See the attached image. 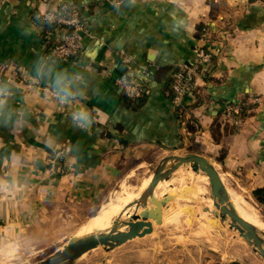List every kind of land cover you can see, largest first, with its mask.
Listing matches in <instances>:
<instances>
[{"label":"crops","instance_id":"1","mask_svg":"<svg viewBox=\"0 0 264 264\" xmlns=\"http://www.w3.org/2000/svg\"><path fill=\"white\" fill-rule=\"evenodd\" d=\"M65 6L84 23L81 50L56 59L38 14ZM200 44L211 66L177 107L170 76ZM116 76L144 83L136 105ZM241 101L236 130L221 111ZM159 149L207 158L264 218L253 196L264 188V0H0V239L101 204ZM163 214L151 232L72 264H255L245 249L155 240Z\"/></svg>","mask_w":264,"mask_h":264},{"label":"rangeland","instance_id":"2","mask_svg":"<svg viewBox=\"0 0 264 264\" xmlns=\"http://www.w3.org/2000/svg\"><path fill=\"white\" fill-rule=\"evenodd\" d=\"M170 154L187 155V152L167 151L161 149L155 150L153 153L147 155V163L139 164L135 168L129 170L126 174H123L118 182L113 184L110 193L101 204L93 207L80 204L78 206H72L73 208H67L71 216H66L65 212L59 214V210H57L54 217H49L48 221L47 219L44 220V225L36 227L35 229L31 228L29 231L25 230L19 234V236H8L4 239H0V247L14 249L13 255L9 258L3 259L0 257V264H34L39 258L43 257L56 247L74 242L77 235L79 238V233L84 228L89 217L97 212L100 205L103 203V205L106 203H115L119 192L124 188L138 185L145 179L149 181V177H151L155 166H157L164 157ZM202 188L207 196L206 203L212 207L213 205L209 202V185L202 184ZM177 201L176 207L178 209L173 212L171 209L167 208L165 210L166 215L163 223L161 225H156L154 234L155 240H159L161 243L173 242L178 246L186 243L191 244L193 247L212 245L216 246V248H221L224 246L226 247L228 255L230 253L235 254V252L239 253L241 250L245 249L251 252L254 258H256L255 264H264V258L254 249V246L240 236L237 230L231 228L226 220L222 221L218 217L217 220L220 224L212 227H205L199 223L196 213H198L199 210L202 211V207H207L205 206L206 204L203 203L201 205V202L196 204L185 200ZM169 204L172 206L171 201ZM198 205H201L200 209ZM254 205L256 209L260 211L256 204ZM184 206L189 208L190 212L185 213L182 209ZM212 208L215 207L213 206ZM261 217L262 221H264L262 215ZM74 238L75 240H73ZM106 250H108V247L99 246L85 253L83 258L92 254L104 253Z\"/></svg>","mask_w":264,"mask_h":264},{"label":"bare ground","instance_id":"3","mask_svg":"<svg viewBox=\"0 0 264 264\" xmlns=\"http://www.w3.org/2000/svg\"><path fill=\"white\" fill-rule=\"evenodd\" d=\"M167 170L172 171L168 176L157 178L153 188L149 185L151 178L149 177V181L145 179L138 185L130 188H124L120 191L118 196L115 195L117 196L115 203H106L105 205L100 206L97 212L89 217L84 228L79 233V238L77 235L75 237L76 240L75 238L73 239L75 240L74 242L87 238L94 233H107L113 228L117 231L124 230V223L132 218L136 211L137 204L148 199L150 196L160 198L167 193H171L173 195V198L171 199V210L173 212L178 209L176 207V202H178L177 200H185L196 204L201 202V205L203 203L206 204L205 206H207V211L199 210V212L197 211L198 213H196L199 223L205 227L214 226L212 222L209 223V219L213 217H215V219H218L219 217L222 221L226 220L227 223L234 224L229 215L228 201H230L236 212L243 219L247 220L258 229L264 231V221H262L260 212L256 209L255 205L246 196H244V194H238L225 184L217 183L215 180H210V178H208L201 171L194 172L191 169L189 162H160L157 166H155L153 172L163 173ZM202 184L209 185V202L215 208H212L213 206L211 207V205L206 203L207 196L203 191ZM186 187L189 188L187 189ZM182 209L185 213L190 211V209L186 206L182 207ZM113 217L115 221L113 220ZM145 230L146 229H142L141 232H138V235L144 233ZM243 238L245 239V237ZM13 250L14 249L9 247L1 248L0 257L3 259L9 258L13 255Z\"/></svg>","mask_w":264,"mask_h":264},{"label":"water","instance_id":"4","mask_svg":"<svg viewBox=\"0 0 264 264\" xmlns=\"http://www.w3.org/2000/svg\"><path fill=\"white\" fill-rule=\"evenodd\" d=\"M166 161H177L179 163L189 162L194 172L201 171L210 178V180H215L217 183L224 184L215 166L207 158L198 154H170L161 160V162ZM171 171L172 170H167L163 173L153 172L150 178V187L153 188L157 178L168 176ZM228 187L233 190L231 186ZM186 188L188 189L189 187ZM179 192L182 193L181 191ZM172 198L173 195L171 193L164 194L160 198L150 196L148 199L137 204L136 211L132 218L124 223V230L117 231L113 228L104 234L94 233L76 242L63 244L39 258L34 264H72L79 258H83L85 253L99 246L108 247V249H110L124 243L138 235L139 230L143 227H146L145 233H149L152 231L153 222L157 224L161 223L163 211L167 208H172L169 204ZM228 209L230 219L234 222V224H230V227L237 230L240 236L245 237V239H247L246 241L250 242L254 246V249L264 258V231L243 219L236 212L230 201H228ZM207 210V207H202V211ZM216 220L217 218L215 219V217L210 218L209 223L212 222L214 226L220 224V222Z\"/></svg>","mask_w":264,"mask_h":264},{"label":"built area","instance_id":"5","mask_svg":"<svg viewBox=\"0 0 264 264\" xmlns=\"http://www.w3.org/2000/svg\"><path fill=\"white\" fill-rule=\"evenodd\" d=\"M63 10L53 9L41 12L38 14L43 22L52 24L47 31H45L46 38L49 39V54L56 59H68L75 57L80 53L81 42L80 33L84 29V23L80 18L78 12L67 7H61ZM203 31V30H202ZM206 30H204L205 32ZM203 36H200V43L203 41ZM206 41V40H205ZM197 46L196 59L192 63H181L177 69L172 73L171 89L173 92L172 102L175 106L182 105L185 97L192 96L195 89V77L198 73L207 72L211 66L212 54L209 50ZM115 81L119 89L129 96L137 97L141 93V83L132 78L125 76H116ZM243 104L225 103L221 116L223 120L233 125L238 130L241 128L244 117L241 116ZM61 156L62 152H58Z\"/></svg>","mask_w":264,"mask_h":264},{"label":"trees","instance_id":"6","mask_svg":"<svg viewBox=\"0 0 264 264\" xmlns=\"http://www.w3.org/2000/svg\"><path fill=\"white\" fill-rule=\"evenodd\" d=\"M60 10H63L62 8H59ZM68 9H70V6H67V9L66 10H68ZM40 21H42L41 20V18L39 19ZM44 24H45V26H46V28L47 29H49L50 28V26H52V24H50V23H48V22H44ZM202 26L203 25H200L199 27H198V30H199V34H201V32H202ZM42 36H45L44 35V33H43V35ZM46 41H47V39H46ZM48 51H49V45H50V42H49V40H48ZM129 78V77H128ZM172 80H173V77H172V75L170 76V80H169V87H170V95L172 96L173 95V92H172V89H171V83H172ZM141 83V93H140V95L139 96H137V97H132V96H129V95H127L126 93H124V92H122V98H123V101H125V103H126V105H128V106H133V105H136L138 102V100L142 97V95L145 93V86H144V83L143 82H140ZM242 102V101H241ZM242 104H243V107H246L247 105H249V104H247V103H245V102H242ZM246 115V114H245ZM241 116L242 117H244V110L241 112ZM253 196H254V198L256 199V201L258 202V203H264V188H262V187H260V188H256L255 190H253ZM233 264H239V263H237V262H234Z\"/></svg>","mask_w":264,"mask_h":264}]
</instances>
